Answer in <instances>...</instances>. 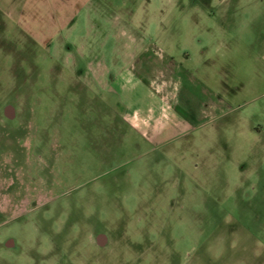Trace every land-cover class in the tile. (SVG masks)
Masks as SVG:
<instances>
[{
  "label": "rangeland",
  "instance_id": "374dc122",
  "mask_svg": "<svg viewBox=\"0 0 264 264\" xmlns=\"http://www.w3.org/2000/svg\"><path fill=\"white\" fill-rule=\"evenodd\" d=\"M0 264H264V0H0Z\"/></svg>",
  "mask_w": 264,
  "mask_h": 264
},
{
  "label": "water",
  "instance_id": "95a60500",
  "mask_svg": "<svg viewBox=\"0 0 264 264\" xmlns=\"http://www.w3.org/2000/svg\"><path fill=\"white\" fill-rule=\"evenodd\" d=\"M101 237H102V236H101ZM101 237H100V238H101ZM102 238H104V237H102Z\"/></svg>",
  "mask_w": 264,
  "mask_h": 264
}]
</instances>
